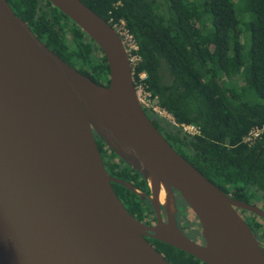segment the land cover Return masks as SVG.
<instances>
[{"label":"water","instance_id":"water-1","mask_svg":"<svg viewBox=\"0 0 264 264\" xmlns=\"http://www.w3.org/2000/svg\"><path fill=\"white\" fill-rule=\"evenodd\" d=\"M48 1L103 53L110 85L70 66L0 0V264H171L147 237L205 264H264L237 208L264 212L223 192L157 129L113 26L81 0ZM96 137L149 194L110 175ZM114 184L148 199L157 223L136 219ZM175 191L204 244L180 229Z\"/></svg>","mask_w":264,"mask_h":264},{"label":"trees","instance_id":"trees-1","mask_svg":"<svg viewBox=\"0 0 264 264\" xmlns=\"http://www.w3.org/2000/svg\"><path fill=\"white\" fill-rule=\"evenodd\" d=\"M7 1L64 61L100 70L106 77L103 86L110 85L103 53L99 58L90 37L48 0ZM81 1L105 21L113 19L111 24L124 20L136 38L141 57L134 67L136 87L142 84L178 124L200 127L201 135L190 136L145 109L176 151L230 197L243 200L250 193L264 197V135L252 147L243 142L252 128L264 125V0ZM205 20L210 21L209 31ZM243 29L251 34L247 59ZM222 77L229 81L239 77V88L226 87ZM96 139L100 152L108 150L117 157ZM121 162L126 168L112 163L110 175L141 190L148 188L138 172ZM113 188L139 220L148 224L150 218L156 220L149 200L142 201L122 185ZM152 243L170 263L205 264L163 242Z\"/></svg>","mask_w":264,"mask_h":264},{"label":"flooded vegetation","instance_id":"flooded-vegetation-1","mask_svg":"<svg viewBox=\"0 0 264 264\" xmlns=\"http://www.w3.org/2000/svg\"><path fill=\"white\" fill-rule=\"evenodd\" d=\"M96 55L99 58L102 55V53L100 52L99 49L96 50ZM66 62L70 66H72L73 68H75L76 70H78L80 73H82L85 76L91 78L97 84H99L101 86L105 85L106 81L103 82L99 78L100 75L101 76H104V73H101L100 70H95L94 68L84 66L81 63H80L81 64L80 66L79 65L77 66L74 61L73 62L66 61ZM152 121L154 123H156V120L155 119H152ZM162 134L165 136V134L163 132H162ZM100 153H101V156H102V160L104 162V165L107 168L108 172H109L111 166H113V164L116 165V166H118V167H120V168H122V169L126 168L125 165L121 162V160L119 158H117V157H114L108 150H107V153H104L103 151L100 152ZM134 185L138 187V185H136V184H134ZM142 191H144L147 194H149V188L142 189ZM175 195H176V199H177V209H178L177 210L176 217H177V221H178V225H179L180 229L190 239L194 240L195 242H197L199 244H204V239L202 238V236L200 235V233L198 231V228L201 226L199 219L190 210V208L187 205L184 204V202L180 199V196L177 194L176 191H175ZM118 197L120 198V200L122 201V203L125 205V207L131 213V210H130L129 205L123 199H121V197L119 195H118ZM146 200H148V199H146ZM146 200H142V201H146ZM236 200L245 202V203H247V204H249L251 206H254V207H256V208H258V209H260V210H262L264 212V197H259L257 195H253V194H250L249 195L248 194L247 197L244 198L243 200H240V199H236ZM181 206H183L184 211H185V216H184V218H185V224L184 223H180V221H179L180 218H183L182 217V214H181V209H182ZM237 211L240 213V215L242 216V218L245 220V222L249 226V228H250L252 234L254 235V237L256 238V240L258 242H260V244L264 248V217L261 216V215H259V214H257V213H255V212H252V211H249V210H246V209H242V208H237ZM155 216H156V214H155ZM162 217H163L164 221H166L167 216H166V213H165L164 208H162ZM135 218L138 219L137 217H135ZM139 221L142 222V223H144V224H146V225L154 226L157 223V216H156V220L154 218H150L148 220L150 222L149 224L146 223V222H144V221H141V220H139ZM147 240L153 245V243H152L153 238L147 237ZM153 246L155 248H157L155 245H153ZM159 252L161 253V251H159ZM161 254L163 255V253H161ZM171 264H173V263H171Z\"/></svg>","mask_w":264,"mask_h":264},{"label":"built area","instance_id":"built-area-1","mask_svg":"<svg viewBox=\"0 0 264 264\" xmlns=\"http://www.w3.org/2000/svg\"><path fill=\"white\" fill-rule=\"evenodd\" d=\"M111 22H113V19L111 20ZM111 22H109V23L111 24ZM111 25L113 26V28L116 30V32L121 37V39H122V41L126 47V50H127L128 55H129L130 62H131V65H132L133 71H134V67L141 61V57L138 54L139 46H138V43L136 41V38L130 32V30L128 29L124 20H120L119 22H115ZM145 78H146V75L142 74V79H145ZM137 91H138L139 100L145 109L152 110L156 115H158L159 117L169 121L170 123H172L176 127L180 128L183 131V133H185L187 135H190V136L201 135V129H200V127H198L196 125L178 124L171 114H169L167 111L162 109L155 102V100L152 98L151 94L146 91V89L144 88V86L142 84H140L137 87ZM263 135H264V125L262 127H254L246 135L243 142L246 145H248L249 147H252L255 145V143L259 139L262 138Z\"/></svg>","mask_w":264,"mask_h":264},{"label":"rangeland","instance_id":"rangeland-1","mask_svg":"<svg viewBox=\"0 0 264 264\" xmlns=\"http://www.w3.org/2000/svg\"><path fill=\"white\" fill-rule=\"evenodd\" d=\"M238 9H239V12H243V6L241 5L240 7H238ZM246 18V20H245V22L246 21H248L249 20V18L248 17H245ZM211 24H210V21L209 20H205V30L206 31H209L210 29H211V26H210ZM242 26L243 27H245V25H243L242 24ZM245 29H243V35H244V37H245V40H244V50H243V54H244V58L245 59H247V58H249L250 57V51H251V34H250V32L249 31H244ZM100 50V49H99ZM101 52V51H100ZM75 62V64L78 66H80L81 64L80 63H78L77 61H74ZM99 78L104 82V81H106V77H105V75L104 76H99ZM222 79H223V82L225 83V86L226 87H228V88H233V89H238L239 88V85H238V83H239V80H240V78L239 77H236V78H234V79H232L231 81H229V80H227L226 78H224V77H222ZM250 99L252 100V101H255V96H251L250 97ZM251 194V193H250ZM249 194V195H250ZM181 214H182V217L183 218H180L179 219V221H180V223H184L185 224V218H184V216H185V211H184V208H183V206H181Z\"/></svg>","mask_w":264,"mask_h":264}]
</instances>
